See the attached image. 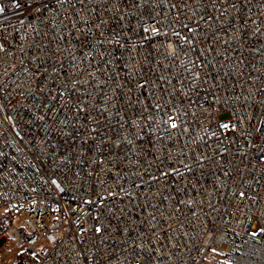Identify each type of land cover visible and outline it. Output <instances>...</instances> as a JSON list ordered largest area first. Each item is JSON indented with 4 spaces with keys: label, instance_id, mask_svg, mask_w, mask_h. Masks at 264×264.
Here are the masks:
<instances>
[{
    "label": "built area",
    "instance_id": "built-area-1",
    "mask_svg": "<svg viewBox=\"0 0 264 264\" xmlns=\"http://www.w3.org/2000/svg\"><path fill=\"white\" fill-rule=\"evenodd\" d=\"M238 248L264 252V0H0V264Z\"/></svg>",
    "mask_w": 264,
    "mask_h": 264
},
{
    "label": "rangeland",
    "instance_id": "rangeland-1",
    "mask_svg": "<svg viewBox=\"0 0 264 264\" xmlns=\"http://www.w3.org/2000/svg\"><path fill=\"white\" fill-rule=\"evenodd\" d=\"M26 216L24 214L17 216L13 224L17 227H24L26 226ZM221 236L219 240L216 241L215 245H218L221 241ZM232 242L228 237H225L223 240L222 248L223 250H226L230 247ZM234 254L232 255L230 264H264V252H258L256 250H241L238 248V250L233 249ZM222 255V254H220ZM229 264V263H226Z\"/></svg>",
    "mask_w": 264,
    "mask_h": 264
},
{
    "label": "trees",
    "instance_id": "trees-1",
    "mask_svg": "<svg viewBox=\"0 0 264 264\" xmlns=\"http://www.w3.org/2000/svg\"><path fill=\"white\" fill-rule=\"evenodd\" d=\"M12 213H7L6 217L2 221L3 227H8L12 223Z\"/></svg>",
    "mask_w": 264,
    "mask_h": 264
}]
</instances>
